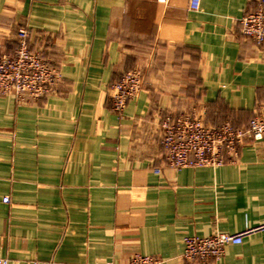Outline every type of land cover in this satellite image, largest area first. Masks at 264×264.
<instances>
[{"label":"crops","instance_id":"obj_1","mask_svg":"<svg viewBox=\"0 0 264 264\" xmlns=\"http://www.w3.org/2000/svg\"><path fill=\"white\" fill-rule=\"evenodd\" d=\"M259 4L0 0V55L14 53L23 28L62 74L41 101L0 95V257L203 264L183 259L186 236L264 223V140L245 141L224 165L179 170L161 143L168 113L245 127L264 104V44L240 24ZM135 69L143 88L117 113L111 88ZM208 264H264V231Z\"/></svg>","mask_w":264,"mask_h":264},{"label":"built area","instance_id":"obj_2","mask_svg":"<svg viewBox=\"0 0 264 264\" xmlns=\"http://www.w3.org/2000/svg\"><path fill=\"white\" fill-rule=\"evenodd\" d=\"M168 3L169 0H159ZM202 0H190V9L199 11ZM259 7L245 13L241 19V33L257 45L264 44V0ZM62 74L51 64L40 50H33L29 32L20 29L18 47L12 54L0 55V95L17 99L26 97L41 101L58 91ZM143 74L140 70L125 72L113 84L110 97L113 110L122 113L128 103L135 99L143 88ZM162 146L168 166L182 168L218 167L234 161L247 140H264V104L256 110L254 117L245 127H235L226 122L220 126H208L195 113H168L162 118ZM157 172L160 169L156 170ZM8 203L9 198H4ZM264 231V223L246 227L236 233L216 232L212 235L186 236L183 259L187 263L200 261L208 264L221 259L230 245H240L257 232ZM9 259L0 257V264H9ZM127 264H167L160 257L135 254Z\"/></svg>","mask_w":264,"mask_h":264}]
</instances>
